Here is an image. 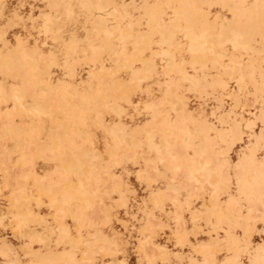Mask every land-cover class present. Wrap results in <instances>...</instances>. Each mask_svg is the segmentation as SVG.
<instances>
[{"label":"rangeland","instance_id":"obj_1","mask_svg":"<svg viewBox=\"0 0 264 264\" xmlns=\"http://www.w3.org/2000/svg\"><path fill=\"white\" fill-rule=\"evenodd\" d=\"M81 1L42 0L41 2V0H27L23 8H19L16 0H12L5 13L6 19L0 21V24L7 25L9 20H12V23L17 25L10 30L6 29L8 31L6 39L13 45L16 43L13 36H19L22 40H26L23 50L30 60L29 67L35 69L28 71L21 66L14 71L0 74V99L3 100V103H0V124H3L7 129L6 136L0 139V148L9 154V158L13 162L20 158L23 150V140L18 139L22 133L29 134L38 140L42 134L44 136H62L67 133L83 131L82 120H77L75 117L77 114L83 115L85 109L93 103L96 85L119 84L128 87L130 95L133 96L132 104L139 103L142 108H145V105L154 102V100L156 105L162 102L161 99H154L153 94L157 90L163 91L162 84L164 82L178 88L185 105L182 114L185 117L188 113L189 117L188 120H184V126L188 133L185 140H188V143H181L174 149L177 155L183 156L184 152H191L193 163L196 165L199 159V145L202 144L208 154L211 147L208 141H215L217 145L215 151L226 152L227 160L234 169L237 166L243 168L249 161L259 162L264 159V138H262L264 135V78L261 75L262 69H264V59L261 60L258 55L252 53L235 52L227 46L223 50L225 58L222 63L242 65L250 57L256 67L254 80L245 77L244 83L240 86L241 90H238L239 87L235 84L234 79H228L225 74L223 76L227 87L225 90H221L215 83V77L222 73L220 67L218 65L210 67L209 65L203 72L197 73L196 78L200 88L196 90L181 80L176 69L165 68L161 57L153 55V52L160 50L156 42L157 38H153L150 46H145L143 51H139L136 47L138 35H143L144 41L150 39L148 36L149 26L146 25L144 17H147L148 15L145 14L152 9L153 14L157 17L158 11L155 12L154 8L147 7L155 5L157 0H86L89 10ZM69 7L72 13L66 20L76 23L81 21L84 25L92 24L98 32L96 41L99 50L95 54L83 51L82 45L78 42V53L75 60L69 64L68 69H65L63 55H61L65 37L61 32L45 34L41 24L44 13L49 12L51 15L59 14V17H64L63 8ZM201 7L202 9L199 10L203 14V20H197V24L193 28L200 31L205 24L208 29H213L220 24L224 25L227 21L230 24L239 23L241 31L247 30L248 37L257 41L255 45L254 41L250 43L259 49L260 55L264 58V38L261 37L259 26L249 24L248 19L237 6L236 0H202ZM13 9H19L17 12L19 20L11 16ZM166 14L171 16L172 12L167 11ZM105 18L108 22L105 21ZM55 22L51 24V28L55 27ZM107 23H110L108 28L111 37L109 39L102 35V30ZM33 28L35 30L30 33L25 31V29ZM118 28L124 34L130 33V37L121 39ZM220 30L224 32L226 27L223 26ZM253 32H256V35ZM29 34L31 39H27ZM108 40L111 42L110 45ZM179 41V45L184 48L185 41H181V38L177 42ZM174 52L178 55L177 60L185 59L184 70L191 72L189 57L185 50L184 55H181L182 52L180 53L176 49ZM143 59H152L153 65L151 67L141 65L140 61ZM53 60L54 64L50 65ZM131 68L137 70L139 77L143 79L141 82L131 77ZM109 71L111 74H108ZM203 73L208 75L203 76ZM242 73H245L244 68H242ZM40 87H45L46 91L39 90ZM67 94H76L86 107L79 108L73 103H68L65 97ZM50 97L58 98L61 103L51 101ZM31 102H37V104L31 105ZM63 105H67L64 108L66 112L61 114V120L58 123L59 119L55 118L54 114ZM146 111L149 116L152 115L150 110ZM32 112L37 113V117ZM251 119L255 120L254 127L244 129V122ZM194 125L199 127V133L190 131V126ZM99 135L103 145V136ZM189 137L192 139L189 140ZM101 143L98 141V145ZM57 167L58 165L52 162L46 153L33 151L26 166L18 165L12 178L6 184L0 181V185H2L0 187V213L7 215L8 211H12L15 214L16 207L20 208V223L16 233H13L11 229L0 233V244L6 243L11 250L19 248L22 242L29 241L27 235L32 232L38 234L42 240L59 235L57 230L61 228V223L57 211L60 204L58 199L51 202V195H48L46 190L50 188L49 182ZM124 167L132 175L124 177L125 188L109 193V200L121 201L123 194L127 207L118 208L112 215L127 224L128 229L126 231L120 223L114 220L111 230L107 228L102 230L103 236L111 239L112 232L123 234L129 245L126 249L128 264H136L138 257L135 255L134 249L137 240L144 238L145 235L151 236L152 243L156 247H164L173 252L181 251L173 246L175 243L173 239L177 238V228L182 226L185 230H190L192 228L191 218H195L199 224L201 214L208 213V211L203 213L204 209L201 205L211 196L213 188L207 187L204 193L199 194V198L190 199L189 191L183 190L184 185L171 176L149 184L143 177L138 178L135 175L140 171L139 168L130 164ZM123 171L122 168L116 169L115 174L122 175ZM22 174L27 175L29 179L27 181L17 180L16 177ZM184 174H187L186 171ZM167 185L172 186L174 191L167 190ZM158 192L165 193V195H155ZM177 192L180 193V204L187 202L191 205L190 212L182 215L179 224L175 215L179 205H174L170 201ZM33 193L38 195V199ZM131 193H135V195L132 196ZM216 193L220 211H223L225 207L235 206L233 204L237 201L235 187L220 188ZM228 200L234 202L229 204ZM187 204H185L186 207ZM207 207L206 205L204 208L208 209ZM126 212L127 215H125ZM212 214L211 218L215 223L217 214ZM72 226L71 219L64 221L63 227L70 229ZM251 229L253 234L250 236V242L258 246L264 237L255 233L264 229V221L252 224ZM205 230L207 231V229ZM234 232L237 236L242 235L243 227L234 229ZM218 235L223 238L224 234L220 232ZM207 239L206 236L200 235L196 239L190 238V242L193 244L197 241L204 243ZM188 251V248L183 249L184 253ZM231 256L232 253L225 248L217 256V260L229 259ZM121 258L123 257H118V259ZM249 258H243V264H247Z\"/></svg>","mask_w":264,"mask_h":264},{"label":"clouds","instance_id":"obj_2","mask_svg":"<svg viewBox=\"0 0 264 264\" xmlns=\"http://www.w3.org/2000/svg\"><path fill=\"white\" fill-rule=\"evenodd\" d=\"M16 2L19 8H23L27 0ZM11 3L12 0H0V21L6 19L5 13ZM200 3L201 0H157L155 5L147 7L158 10L157 22L162 30L176 35L190 33L195 27ZM236 4L250 25L259 26L264 38V0H236ZM18 10L11 12L16 20L20 19ZM167 11L172 12L170 17ZM16 26L12 20L7 25L0 24V74L21 66L28 71L35 70L29 67L30 60L23 50L26 40L13 36L16 40L13 45L6 39V29ZM34 30L25 29L29 33ZM27 39H31L30 34ZM181 48L178 44L177 51ZM261 75L264 78V69ZM128 95L129 88L119 84L96 85L93 103L83 115L75 117L82 120L83 131L62 136L42 134L38 140L22 133L18 139L23 140V150L15 162L0 148V181L4 184L12 178L18 165H27L33 151H43L58 165L50 179V188L46 190L58 199L60 207L57 216L61 223V228L57 230L59 235L54 238L25 241L19 248L11 250L6 243L0 244V264H128L126 249L129 245L123 234L112 232L109 239L103 236L102 230H111L114 220L126 231L128 229L127 224L112 215L118 208L127 207L123 194L121 201H110L109 193L125 188L124 177L132 175L124 167L129 164L139 168L135 175L143 177L149 184L169 176L178 180L184 185L183 190L189 191L190 199L199 198L207 187H235L237 193L235 206L225 207L223 211H220L216 191L211 193L201 205L202 208L208 206V213L201 214L199 224L191 218L190 230L182 226L177 228L173 246L181 249L179 252L156 247L149 235L137 240L134 249L138 257L136 264H243L245 257H250L247 264H264V239L258 246L250 242L255 215L264 221V159L249 161L243 168L237 166L234 169L227 160V153L221 155V152L215 151V141H208L211 147L207 158L202 164L192 166L189 152H184L183 156L174 152L181 143H188L182 111L179 108L170 109L166 102H161L149 116L141 104H132ZM0 103H3L2 99ZM6 133V127L0 124V139ZM99 134L103 136L102 151L98 147ZM186 166L191 171L185 175ZM121 168L124 169L122 175H116L115 170ZM16 179L27 181L29 177L22 174ZM33 195L38 199L36 193ZM155 195L164 196L165 193ZM180 199V193L173 195L174 205H179L175 213L178 224L182 215L189 213L191 208L187 202V207L180 204ZM19 213V207H16L15 214L12 211H8L7 215L0 213V233L9 229L16 233L20 223ZM212 213H217L215 223ZM69 219L73 221L70 229L63 227L64 221ZM240 227H243V232L237 236L234 229ZM220 232H223V238L218 235ZM255 234L264 237V229ZM200 235L206 236L207 241L190 242V238L196 239ZM184 248L189 251L184 253ZM225 248L232 253L231 258L217 260Z\"/></svg>","mask_w":264,"mask_h":264},{"label":"bare ground","instance_id":"obj_3","mask_svg":"<svg viewBox=\"0 0 264 264\" xmlns=\"http://www.w3.org/2000/svg\"><path fill=\"white\" fill-rule=\"evenodd\" d=\"M84 6L90 9L88 7V3L86 0L81 1ZM145 3V2H144ZM202 0L200 3V10L202 9ZM65 8V7H64ZM63 10L65 11L64 17H59V14H50L44 13L42 15V24L41 27L43 29V32L45 34L48 33H59L61 32L62 35L65 37L64 39V47L62 48L61 55H63V65L65 69L69 68V64L75 60V56L78 53V42L82 45L83 51H88L91 54H95L99 50L98 43L96 41V36L98 32L95 30L94 26L92 24L84 25L83 22L79 21V23L76 22H70L69 20H66L70 14L72 13L70 7ZM199 10V11H200ZM155 12H157V9H154ZM7 12V11H6ZM153 9L151 11H147L145 15H148L147 17H144L146 20V25L149 26V40L144 41L143 35L137 36V43L136 47L139 51H143L145 49V46H150V44L153 41V38H157L156 42L158 43V46L160 47V50L158 52H153L154 56H160L161 61L163 62V65H165V68H168L171 70L176 69L177 73L181 77V80L184 82H187L190 84L194 89L198 90L200 88V84L197 77V73L203 72V70L210 65V67H213L215 65H218L220 67V73L217 77H215V83L216 85L221 89L225 90L227 87V82L223 75H227L228 79H234L235 84L239 87L244 83L245 77H248L250 80H254L255 76V64L253 63V60L248 58L246 63L232 65V64H224L222 63L223 59L225 58L224 55V48L229 46L233 51L239 52V53H252L254 55H258L261 60L264 58L262 55H260L259 49H257L255 46L251 45L250 42L254 41L257 42L255 39H251L250 36L248 37L249 33L247 30L244 32L241 31V27L239 26V23L230 24V22H225V24H220L219 26L214 27L213 29H208L207 25H203V29L196 30L193 28L190 33L180 32L176 35H169L167 32L162 30L160 28L159 23L157 22V17L153 14ZM203 13V11H202ZM170 17V16H169ZM203 14H201V11L198 12L197 20H203ZM56 21L55 27L51 28V24ZM105 21L108 22L107 18H105ZM110 23H107L106 26L102 30V35L105 36V38L109 39L111 37V32L108 28ZM130 26V23H129ZM225 26L226 30L222 32L220 30L221 27ZM118 34L121 37V39H125V37H130V33L124 34L123 31H121L118 28ZM254 35H256V32H253ZM179 36V37H177ZM181 38V41H185L180 51L182 52L181 55H184L185 52L187 53V56L189 57V67L191 68V72H187L184 70L183 65L185 63V59L182 58L181 60H177V56L174 52V50H177V45L180 44V41L177 42ZM110 41L108 40V44L110 45ZM182 46V45H181ZM185 50V52H184ZM141 65H146L147 67H151L153 65L152 59H143L140 61ZM54 64V60L51 61L50 65ZM263 67V64H262ZM242 68H244L245 73H242ZM154 69V68H153ZM192 73V74H190ZM108 74H111V71H109ZM208 74H204L203 76H207ZM131 77L134 80H138L141 82L143 80L139 77L137 70L135 68H131ZM147 78V76H146ZM145 79V77H144ZM163 91H155L154 92V99L157 98L158 100L161 99L162 102H166L168 107L170 109L173 108H179L182 112L184 110V102L183 97L180 94V91L178 88L174 85H171L167 82H164L162 84ZM39 90L46 91L45 87H40ZM204 91V89H202ZM68 103H73L76 107H83L85 108L86 105L84 102L77 97L76 94H67L66 96ZM51 101L61 103L59 102V99H53L50 97ZM128 100L132 103L133 102V96L128 95ZM37 102H31V105H35ZM44 106V104H42ZM67 106V105H66ZM65 105H63L62 108H58L56 114H54L55 118L59 119L58 123H60L61 114L65 111ZM244 106V105H243ZM63 109V110H62ZM146 110H150V112L153 114L154 111H156V104L155 100L154 102H151L150 104L145 105ZM244 109V108H243ZM242 109V110H243ZM246 112H248L247 109H245ZM253 110V109H252ZM251 113V112H250ZM32 114L37 117V113ZM212 114V112H211ZM252 115H254L252 113ZM39 118V117H38ZM183 119L186 121L189 119L188 113L186 116H183ZM254 119L246 120L244 122V129H251L254 127ZM199 127L197 125L190 126L191 132L199 133ZM101 139H99V143ZM99 149L102 151V143L98 145ZM200 151H199V159L197 161L196 165L202 164L203 160L207 158V154L204 150V146L202 144L199 145ZM224 151H221V155H223ZM189 155H191V161L192 166H195L193 163V154L189 152ZM186 173L188 171H191V168L186 166L185 168ZM167 190H171L172 186L167 185ZM216 192L220 190L214 189ZM174 191V189H172ZM49 195V194H48ZM57 200V198L51 196L50 201L54 202ZM116 200V199H115ZM114 200V201H115ZM153 200V198H152ZM154 201V200H153ZM171 202H173V198L170 199ZM234 201L228 200L229 204H232ZM236 204V201L233 203ZM28 206V205H27ZM208 208V207H207ZM204 212L206 213L208 209L203 208ZM217 213H214V215ZM213 215V214H211ZM216 218V216H215ZM260 219L258 216H255V220ZM255 222V223H256ZM263 222V221H261ZM254 223V224H255ZM60 224V223H59ZM58 224V225H59ZM21 230V229H20ZM26 236V234H23ZM27 238L29 241L34 240H42L39 238V235L32 232L29 235H27ZM37 240V241H38Z\"/></svg>","mask_w":264,"mask_h":264}]
</instances>
